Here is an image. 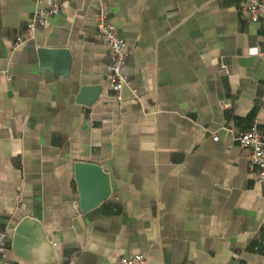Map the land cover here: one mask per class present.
<instances>
[{"label": "crops", "instance_id": "0c3cea01", "mask_svg": "<svg viewBox=\"0 0 264 264\" xmlns=\"http://www.w3.org/2000/svg\"><path fill=\"white\" fill-rule=\"evenodd\" d=\"M48 1L63 11L30 35L32 15ZM244 2L0 0L4 264H47L35 246L14 252L25 217L53 243L52 264L138 254L146 264L262 263L264 184L233 140L255 122L264 130V19L246 20ZM102 9L130 51L122 102L106 77L109 47L97 36ZM42 48L69 50L68 76L42 67ZM93 86L99 100L78 102L81 88ZM78 162L110 176L111 196L88 212Z\"/></svg>", "mask_w": 264, "mask_h": 264}, {"label": "built area", "instance_id": "2783aa9c", "mask_svg": "<svg viewBox=\"0 0 264 264\" xmlns=\"http://www.w3.org/2000/svg\"><path fill=\"white\" fill-rule=\"evenodd\" d=\"M101 2V0H95ZM63 6L58 2L48 1L44 8H37L32 15L27 31L32 35L38 28L48 25L50 18L60 14ZM242 15L249 22H256L264 19V0H245ZM97 36L109 47L112 62L106 68V77L109 80L110 88L113 91V97L117 102L123 100V89L130 82L126 72L127 60L130 51L127 48L126 41L121 37L118 30L108 20L107 13L102 9L98 16ZM26 39L18 38V43L25 42ZM220 72L224 75L230 73L229 66L222 59L220 60ZM134 104L139 100L134 98ZM218 141L219 137L214 136ZM233 140L239 144L242 150L249 152L248 167L254 180L258 184H264V130L260 129V123L255 122L250 130L234 135ZM10 245V234L8 230L0 227V264H4ZM262 263L264 264V248L262 251ZM111 264H146V258L142 254L120 257Z\"/></svg>", "mask_w": 264, "mask_h": 264}, {"label": "water", "instance_id": "95a60500", "mask_svg": "<svg viewBox=\"0 0 264 264\" xmlns=\"http://www.w3.org/2000/svg\"><path fill=\"white\" fill-rule=\"evenodd\" d=\"M43 68H53L61 75L68 76L72 57L69 50L42 48L39 50ZM101 87L81 88L77 101L93 106L100 98ZM76 180L80 192V207L82 212H88L109 199L112 194L110 176L96 162H78L75 165ZM26 246H35L44 251L47 264L56 263L59 257L49 240L42 224L35 218L25 217L14 231L13 249L21 257Z\"/></svg>", "mask_w": 264, "mask_h": 264}]
</instances>
